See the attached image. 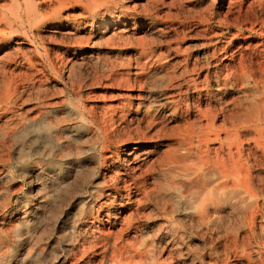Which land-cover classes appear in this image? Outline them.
I'll return each instance as SVG.
<instances>
[{
  "label": "rangeland",
  "instance_id": "374dc122",
  "mask_svg": "<svg viewBox=\"0 0 264 264\" xmlns=\"http://www.w3.org/2000/svg\"><path fill=\"white\" fill-rule=\"evenodd\" d=\"M99 4L98 0H0V264H87L101 254L99 248L88 251L86 258L81 254L83 245L100 235L96 227L112 230V242L116 236L136 240L137 264H264L254 244L250 260L231 254L238 214L215 204L216 208L210 206L211 220L204 218L198 197L184 185L199 161L172 153L186 127H201L193 119L197 103L208 113L219 105L215 92L219 67L211 52L243 48L249 57L264 42V0H165L147 11L132 8L128 21L137 15L157 16V27L142 32L167 58L163 66L147 68L141 80L135 79L139 71L134 60L131 65L127 62L129 50L113 51L99 42L84 50L88 53L73 57V49L80 47L77 37L97 32L72 23L97 15L105 9ZM92 5L100 9L92 11ZM60 16L64 20L59 21ZM124 44V48L136 46V41L126 39ZM178 46L189 55V69L196 62L203 69L200 79L206 81L205 74H210L205 91H193L194 85L188 83L186 76L194 72L181 76L183 68L176 67L180 54L172 49ZM63 57L68 62H62ZM173 71L178 78L168 77ZM263 92L257 93L258 103ZM230 93L227 99L237 98V111L254 100L251 92ZM130 103H139L136 112ZM116 108L125 121L115 117ZM36 125L39 131L32 128ZM151 140L159 145L154 156L147 157L142 169L129 167L125 152L146 147ZM189 159L195 162L191 165ZM173 182L179 184L177 193L170 191ZM165 193H173L176 203Z\"/></svg>",
  "mask_w": 264,
  "mask_h": 264
},
{
  "label": "bare ground",
  "instance_id": "6f19581e",
  "mask_svg": "<svg viewBox=\"0 0 264 264\" xmlns=\"http://www.w3.org/2000/svg\"><path fill=\"white\" fill-rule=\"evenodd\" d=\"M98 1L103 6H105L104 10H101V11L98 10L99 12L97 13V15L96 14L95 15L91 14L92 16L89 15L90 17L88 18V20L86 22H83V23L79 22L78 24L76 22L72 23L73 26L78 25L79 27H81L80 29L84 30V29L89 28L90 30L97 32V34L96 33L94 34L92 32L93 34L89 33L85 37H83V36L77 37V39L79 41L76 44H79L80 47L73 49V51H72L73 57L78 56V54L88 53L87 51H84V50H86L87 48H90L91 45H96L99 42H103L108 47L111 46V49L113 51L114 50H121V49L129 50L130 53L128 52L129 57H128L127 62L129 61L128 63H130L129 65H131V62L133 63V60H134L135 64L134 63L133 64L136 65V70L139 71L138 73L136 71H135L136 73L134 72L135 76H136V78H135L136 80H141L139 78L147 70V68L153 67L156 64L161 65V66L164 65L163 63L167 59L165 57L164 53L161 51L158 52V50L154 47L153 42L148 43L147 40L144 38L145 37L144 32H142V29H144L145 27H150V28L151 27H153V28L157 27L158 22H159L157 16H152V15H150V16L147 15L144 17L143 16L140 17L139 15L134 16V17L132 16V18H131L132 20H130V21H132V23L130 24L129 23L130 21H128V19H127L128 18L127 15H128V13L131 12L132 8H134V10H136L138 7H142L144 10L147 11V10H149V7L151 8V5L154 6L153 4H157V3L161 2L164 5L165 0H146L147 4L145 2L144 3L145 5L143 3H141V2H144L143 0H124V1L123 0H98ZM94 4H95V2H94ZM101 4H99V7ZM93 5L90 6L93 8L92 11L95 9L97 10L99 8V7L95 8L96 6L93 7ZM103 6H101V7H103ZM88 12H90V11H88ZM143 15H145V14H143ZM75 16H77V15H75ZM68 17L72 18L71 16H68ZM78 17H80V16H78ZM62 20H64V18H62L60 16L59 21H62ZM165 25H167V24H165ZM112 26H115L116 28H114L112 30L111 29ZM121 26H122V28H121ZM246 27H248V26H246ZM252 27H253V25H252ZM249 28H250V26H249ZM115 29H117V30H115ZM115 39H118V41L120 40V42H121V40L126 41V39H130V40L134 39V41H136V44H135L136 46H129V44H128V46H126V48H124V45H126V44H124L125 41H123L124 42L123 44H120V42H116ZM128 41H127V43L130 42V41L129 42ZM215 47H214V49H215ZM238 48H239V46H238ZM172 49H174L177 54H180V58H179L180 60L177 63L176 67L180 66L183 68V70H181V73H180V71L177 72L179 67H178V69H176V72L180 73L181 76H186V75L190 74L191 72L192 73L194 72V75L186 76V77H188V78H186V79H188V83H191L194 85L193 91L196 90L198 93H201V92H203V90L205 91V89H208L209 82H210V79H209L210 74L209 73L205 74L204 78L206 79V81L202 78L206 83L205 84L206 86L203 85L204 82L201 83L202 79H200V74H202V73H200V71L203 69L198 65V62H196L197 64L192 66L193 68L192 69L190 68L191 69L190 70L189 69V67H190L189 58L187 57L189 55L184 54L185 50L182 54L181 47H179V46L173 47ZM242 49L243 48H241L240 50H237V51H230L228 49H222V51L223 50L224 51L221 53H219L218 50L212 49L213 51L211 52V58H212V60H215V62H218L217 64L219 67V69L217 71V76H216V78H217V85L216 86L218 88L215 91V92H217L216 97H218V99H219V102L217 101L219 103V105H218V107L214 105L215 107H212L211 112L208 113L207 112L208 110L207 111L205 110L206 108L204 109L206 112H204V110H202L201 107L197 106L199 102L197 103V105H196L197 107L195 106L196 113H194L193 119L198 120V122L201 124V127H186V130L184 129V132L186 131L187 133L185 132L186 134L182 138H180L181 136L178 137L179 138V140L177 141L178 146L176 145L177 148L173 149L172 153L173 152H175L177 154L180 153V155L185 156V157H194V158H197L196 160L199 161V168H197V169L195 168V170L193 169V171L190 173L188 172L189 173L188 174V184H184V185L188 186V187L187 186L186 187L189 189L188 192L190 191V193H192L191 195H196L198 197V206L200 207L198 209L203 211V215H204L203 217L204 218L211 220V218L208 216H210L209 212L210 213H212V212L209 210H210V206L212 207L214 205V207H215V204L216 205L218 204V206L220 204H222V207L221 206H219V207L229 208V209L231 208L233 213L238 214V216H237L238 224L236 223V225H238L237 226L238 233H237L236 238L233 239V241H232V245H234V246H233V249L231 251L232 252L231 254H233L234 256L240 257V258L245 257V259L250 260V256L252 253L251 251L253 250L252 249L253 244L255 245V247L257 249L256 251H258V254H260V258L264 259V240H263V238L261 239L262 236L259 237V234H258V228H260V230H261L260 232L264 236V99L262 98L263 94H262V97L258 98L259 103L257 102V98H256L259 96V95H257V93H260V91H264V42L261 44L260 47H257L256 50L253 49L255 51L254 52L255 55L251 56V54H250V56H251V57L249 56L250 58L246 56L245 51ZM125 54H127V53H125ZM209 57H210V55H209ZM62 59H61L62 62L63 61L68 62V57H66V58L63 57ZM208 59L210 60V58H208ZM208 62L210 63V61H208ZM166 64H167V62H166ZM171 66H172V64H171ZM214 66H216V65H214ZM173 68H175V64L172 66V69ZM206 68H207V66H206ZM173 72H172V75L174 74L173 76L171 75V73L168 72L167 73L168 77H174L175 78V76H177V75H175V72L174 73ZM159 74H160V72H159ZM150 75H152V74H150ZM155 75H156V73H155ZM178 76H179V74H178ZM178 76H177V78H178ZM172 80H173V78H172ZM185 83H187V82H185ZM189 89H190V87H189ZM229 92L236 93V94L238 93L239 95L243 94L245 96L247 95V92H251L252 96H254L253 97L254 100L252 101V99H251L252 102L251 101L249 102L250 107L247 106L243 110L237 111V110H235L236 107L238 106L237 98L236 97L231 98L232 97L231 96L230 99L229 98L227 99ZM231 93H230V95H231ZM248 94H250V93H248ZM8 100H9V98H8ZM177 103H175L174 105L178 108V106L176 105ZM8 104L9 103H6V106H8ZM6 106H5V108H6ZM175 106H174V111L176 108ZM129 107L132 110L135 109V112H136L138 107H139V103H137L136 105L134 103H130ZM188 109H190V108H188ZM114 114H115V117H117V119H119L120 122L125 121L124 120L125 116L123 115L122 110L120 111V109L118 110V108H116ZM136 118H137V116H136ZM151 118H153V117H151ZM189 124H190V122H189ZM37 126H39V125H36V127H32V128L35 129V131H39L40 127H37ZM181 131H180V133H181ZM136 132H137V130H136ZM26 133H28V132L26 131ZM154 136H155V134H154ZM168 136H169V134H168ZM168 136L166 139H168L170 137V136L169 137ZM176 136H178V135H176ZM157 137H159V135ZM157 137H156V140H157ZM162 139H163V137H162ZM53 141H54V139H53ZM154 141L151 140V142H148L146 147L140 146V147L129 149L128 151H126L124 154L125 155L124 156L125 163L128 162L129 167H130V165L133 164L134 166L138 167V169L139 168L142 169L143 168L142 165L146 163L147 157H153L154 153L157 152V148L159 147V145H158V142H156V141L154 142ZM158 141H159V139H158ZM56 142H57V140H56ZM117 143H119V142H117ZM168 144L169 143L167 142V143H161L160 145H166V147H167ZM170 146H173V145H170ZM62 151L64 152V149ZM67 153H68V151H66V148H65V154H67ZM172 153H170V154H172ZM65 154H63V156ZM166 155H167V153H166ZM173 155H176V154H173ZM167 156H163V157L170 158V156L169 157H167ZM176 156H179V155H176ZM174 157L175 156H173V159H174ZM182 158L183 159H181V160H184V157H182ZM175 159L177 160L176 157H175ZM185 159H187V158H185ZM179 161H180V159L178 160V163H179ZM194 162L195 161H193V163ZM183 163H184V161H183ZM187 163H188V160H187ZM189 163H191L190 159H189ZM193 163H191V165ZM180 164H182V163H180ZM185 165H187L186 162H185ZM146 166H148V165H146ZM189 166H188V168H189ZM177 170H179V169H177ZM184 173L186 174L187 171ZM110 175H111V173H110ZM183 176H186V175L183 174ZM176 180L179 183V180L178 179H176ZM180 182H182V181H180ZM173 183H172L173 186L171 184H169L172 186V188L169 187L170 191L177 193L179 191V188H180V187H178L179 184L177 185L175 182H173ZM180 186H181V184H180ZM166 192H168V191H166ZM190 193H188V194H190ZM188 194H186V195H188ZM173 196L174 195L172 193L166 199L170 200L171 202H173L175 204L176 200ZM156 197H157V195H156ZM190 197H192V196H190ZM193 197H195V196H193ZM197 197H195V198L197 199ZM166 199H164V200H166ZM161 200H163V199H161ZM196 204H197V202H196ZM119 205H120V203H119ZM171 206H172V204H171ZM195 208H196V205H195ZM164 213H166V212H164ZM219 218H221V216ZM195 221H196V219H195ZM197 223H198V221H197ZM88 226H90V225H88ZM85 230H87V229H85ZM95 230H97L96 232H99L100 235H98V237L93 235L95 237L92 240H90V242H88V244L86 243V245L85 246L83 245V247L81 248V249H83L81 254H82V257H84V255L88 251H90V250L94 251L95 248H99L101 251V254L97 255V253L95 252L97 256L91 257V259L88 260L87 264H137L138 263L136 260L137 259V253L134 250L136 248L135 247L136 240H133V241H130L127 239L124 240L123 237L116 236L117 240L112 242L113 238L115 237V234L113 233L112 230H110V229L106 230L105 229L106 230L105 231V230H102V229L97 228V227L95 228ZM123 231H124V229H121V230H119V233H122ZM92 232H94V230H92ZM10 252H8V253H10ZM5 253H6V251H5ZM0 255H1V253H0ZM2 258H4V256ZM84 258H86V257H84ZM6 261H7V259H6ZM6 261H4V262L6 263ZM38 263H40V262H38ZM164 264H166V263H164Z\"/></svg>",
  "mask_w": 264,
  "mask_h": 264
}]
</instances>
